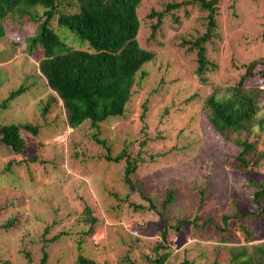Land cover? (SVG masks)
<instances>
[{
  "label": "rangeland",
  "instance_id": "rangeland-1",
  "mask_svg": "<svg viewBox=\"0 0 264 264\" xmlns=\"http://www.w3.org/2000/svg\"><path fill=\"white\" fill-rule=\"evenodd\" d=\"M184 1L143 0L138 14L145 17L152 9ZM171 13L153 37L148 19L141 24L139 44L155 60L144 66L147 78L135 86L125 115L99 125L98 139L109 151L92 139L88 122L75 131L64 125L60 100L43 114L53 93L34 78L40 53L28 56L16 50L6 57L10 46L0 44V101L21 85L26 88L0 110V124L39 127L36 136H24L21 153L0 147V264H29L26 251L31 264H39L43 248L50 264H76L80 254L95 264H128L126 257L149 264L144 256L155 257L163 219L170 227L169 248L159 250L169 254L164 264H211L220 251L243 246L253 252L264 244V216H234L252 209L247 171L256 181L264 175V129L241 135L255 149L248 154L250 168L235 169L232 162L241 148L219 136L201 108L207 97L236 86L253 60L259 64L243 86L264 90V0L218 1L216 37L205 44L215 69L206 74L205 84L195 74L192 44L184 43L204 34L207 13L198 5ZM34 30V24L23 26L29 38ZM260 102L256 121H264V98ZM108 153L125 156L109 162L103 158ZM126 157L137 163L129 176L135 191L124 181ZM9 164L10 170L2 173ZM168 189L175 201L162 215ZM86 208L96 219L93 225ZM8 219H15L13 226L3 228ZM55 235L59 240L47 242Z\"/></svg>",
  "mask_w": 264,
  "mask_h": 264
},
{
  "label": "trees",
  "instance_id": "trees-1",
  "mask_svg": "<svg viewBox=\"0 0 264 264\" xmlns=\"http://www.w3.org/2000/svg\"><path fill=\"white\" fill-rule=\"evenodd\" d=\"M218 1L187 0L170 3L162 11L152 9L145 17H140L142 14H138V8L143 0H0V44L7 42L10 46L6 57L12 56L16 50L28 56L35 52L40 53L42 60L34 78L53 93L45 103L43 114L46 115L52 105L60 100L64 110V125L75 131L88 122L89 128L93 130L92 139L109 151L105 141L98 139L99 125L107 119L125 115L127 104L137 93L135 86H140L147 78L144 66L155 60V54L142 48L138 41L144 18L148 19L150 35L153 37L163 24L165 16H173L171 12L182 6L198 5L207 13L204 34L194 42L184 43L192 44L189 49L195 51V74L205 84L206 74L215 69L206 57L205 44L216 37ZM177 21L175 17L174 22ZM53 22L56 23V29ZM28 24L35 25L30 38L23 34V26ZM257 64L258 60L249 63L236 86L227 87L221 96L216 93L207 97L201 107L209 124L219 136L241 148V152L232 162L233 168L240 170L250 168L252 160L248 154L255 149L254 144L241 138V135L245 132L250 134L255 127L264 129L263 118L255 120L257 104L264 98V90H247L243 86L246 78L252 76V70ZM1 82L2 80L0 84ZM25 91L23 85L11 91L0 101V110H6L8 104ZM147 104L148 99L142 104L144 110L140 115L141 120L147 111ZM38 129V126L30 123L0 124V147L14 155L19 154L25 146L24 136L27 133L36 136ZM124 156L122 153L111 158L108 153L103 158L118 163ZM263 157L264 153L261 159ZM136 168L137 163L126 157L124 181L130 191H135L129 176ZM9 170L10 164L5 165L2 173ZM248 174L249 171L246 181L253 188L252 209L245 214L234 215L237 219L264 216V175L256 181L249 178ZM174 201L173 190H166L161 203L162 215ZM151 207L154 208L152 204ZM86 211L87 222L95 224L96 219L90 216L87 208ZM227 220L228 217L223 216L224 224ZM162 221L165 226L160 232V243L153 249L155 257L152 259L149 255L144 256L149 264H164L168 259V253H159L160 249L169 248L167 233L170 227L164 219ZM14 222L15 219H8L3 228L13 226ZM90 232L91 230L87 233ZM152 232L145 231L144 234ZM59 238L60 235H55L47 242H55ZM41 253L39 264H50L49 254L44 248ZM24 255L31 264L29 253L26 251ZM126 258L128 264H134L133 259ZM76 264L95 262L80 254ZM179 264L194 263L184 260ZM211 264H264V244L256 247L253 252L243 246L234 247L228 252L220 251Z\"/></svg>",
  "mask_w": 264,
  "mask_h": 264
}]
</instances>
